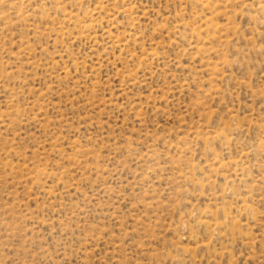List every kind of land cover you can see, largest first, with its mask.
Segmentation results:
<instances>
[{
    "label": "rangeland",
    "instance_id": "374dc122",
    "mask_svg": "<svg viewBox=\"0 0 264 264\" xmlns=\"http://www.w3.org/2000/svg\"><path fill=\"white\" fill-rule=\"evenodd\" d=\"M0 264H264V0H0Z\"/></svg>",
    "mask_w": 264,
    "mask_h": 264
}]
</instances>
